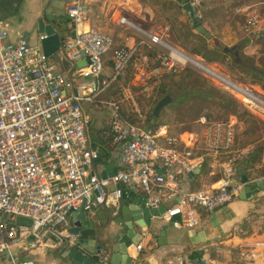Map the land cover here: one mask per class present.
Masks as SVG:
<instances>
[{"label": "built area", "instance_id": "obj_1", "mask_svg": "<svg viewBox=\"0 0 264 264\" xmlns=\"http://www.w3.org/2000/svg\"><path fill=\"white\" fill-rule=\"evenodd\" d=\"M185 1L200 14L205 0ZM235 13L251 31L264 30L252 5H240ZM66 16L75 32L63 39L54 60L24 39L11 42L0 29V256L9 258L3 264H35L19 254L23 251L76 246L72 215L84 206L95 217L110 202L116 209L124 190L143 193L146 205L158 209L174 197L167 191L186 185L177 202L163 206L161 217L172 228L193 230L238 198L249 183L237 159L224 158L216 148L207 168L220 177L207 189L193 190L190 177L199 174L204 159L183 149L167 127L146 126L144 101L152 97L163 69L142 48L150 43L170 50L168 56L159 55L169 70L175 67L172 61L185 63L180 50L174 53L159 36L139 28L141 39L131 45L118 44L113 35L94 28L79 31L87 20L79 0L66 7ZM80 61L85 64L78 66ZM119 78L126 84L113 89ZM95 112L104 115L112 140L108 156L102 149V158L114 163L113 175L106 178L104 167L97 168L101 158L92 150ZM241 154L247 157L249 151ZM97 250L99 263L111 264L109 247L100 244Z\"/></svg>", "mask_w": 264, "mask_h": 264}, {"label": "rangeland", "instance_id": "obj_2", "mask_svg": "<svg viewBox=\"0 0 264 264\" xmlns=\"http://www.w3.org/2000/svg\"><path fill=\"white\" fill-rule=\"evenodd\" d=\"M183 2L115 0V7L106 14L102 8L103 2L98 0L91 7L87 21L90 19L95 30L113 35L118 44L131 45L139 41L140 35L135 30L139 28L159 36L170 47L201 64L203 68L187 60L183 64L172 61L175 67L169 70L160 64L159 55L168 56L170 50L160 49L158 45L150 43L144 45L142 53L152 58L156 50L152 61L155 67L163 69L152 97L148 101L144 99L148 118L164 97H172L173 101L155 120L156 129L167 127L172 136L180 139L183 149L190 150L196 158L204 159L203 165L208 166L213 150L219 148L224 158L231 156L237 159L242 175H246V166L251 164L248 171L250 178H261L264 173V30L256 33L248 29L245 19L238 16L235 9L243 4L252 5L258 11L264 29V0H206L199 10L200 14L195 12L199 16L195 20L185 11ZM122 18L128 24H122ZM199 24L211 33L217 45L212 39L205 38L203 41L204 36L196 31ZM231 36L232 41L229 39ZM203 42L209 49L218 47L220 50L226 49L229 54L221 62L207 61L194 54L197 50L203 51ZM207 70H211V73ZM203 91L217 98L204 100L201 98L205 96ZM194 93L201 96L195 97ZM220 96L233 98L250 116L245 115L243 110L236 114L227 113L223 107L224 102L219 101ZM96 115L97 112L92 115L90 136L93 144L102 149L97 132L107 125L102 113ZM244 150L256 152L258 158L246 164V155L241 154ZM104 162L105 158H101L97 168L100 169ZM202 174L190 177L189 184L193 190L207 189L220 177L219 174L211 176L209 171ZM254 210L248 220L241 221L237 228L231 229L232 234H236L239 239L246 240V237L254 233L264 232L263 198L258 199ZM159 223L164 225L165 221L160 219ZM220 242L218 239L214 244ZM226 251L225 247L220 249L218 246L207 245L203 253L208 255V260L225 262ZM50 252L52 250H46V253ZM27 253L23 251L19 254L25 256ZM208 260L204 262L213 264ZM7 261L8 256H0V264Z\"/></svg>", "mask_w": 264, "mask_h": 264}, {"label": "crops", "instance_id": "obj_3", "mask_svg": "<svg viewBox=\"0 0 264 264\" xmlns=\"http://www.w3.org/2000/svg\"><path fill=\"white\" fill-rule=\"evenodd\" d=\"M73 1L77 0L68 1L66 7ZM79 1L85 6L86 17H88L92 11L91 7L98 0ZM114 1L101 0L103 2L102 8L103 10L105 9L106 14H109L115 7ZM178 1H184L182 6L185 8V0ZM47 2L48 0H0V29L7 31L11 42H18L24 39L32 45L36 44L35 46H39L44 54L45 47L47 54L45 55L54 60L62 47L63 39L69 35H73L75 27L67 16H65V18H62L63 24L56 25L57 35L52 38V42L43 43V40L48 37L46 34L38 32L37 22L41 18ZM185 11L189 12L186 8ZM218 27L220 28L219 25ZM88 28H93L90 24V19L88 21L86 20L84 25H81L78 30L84 31ZM42 37L46 38L42 39ZM229 39L232 41L233 37L231 36ZM109 163L113 162L105 158L102 166L106 168ZM261 176L258 179H252V177L250 178L248 176L247 180H244L246 182L249 181L246 184V188L257 184L258 192L252 199L241 200L240 194L228 206L204 218L201 224L193 230L175 229L171 227L166 230V235L163 237L161 235L162 227L168 224L163 217L153 218L150 228L136 226L137 236L135 240L136 242L138 241V244L128 248V257L132 259L130 264H183L184 262L179 260V258L188 259L189 261L198 258V260L200 259L198 262L206 264L204 261L208 260V255L203 253V251L207 245L218 246L220 249L223 247L227 248L225 262L209 259L208 261L210 263L264 264V232L254 233L246 237V240L239 239L236 234H232L231 232L232 228H237L241 221L248 220L252 212L256 211L254 209L256 208L258 199L263 198L264 200V173ZM185 190H187L186 185L180 184L176 192L167 191L174 197L165 199L162 206L165 207L177 202L181 193ZM143 199H145V195L140 193L132 195V198L127 203L135 205L137 201L141 202ZM114 210V202H110L107 207H102L98 210L95 219L97 222L99 221L98 228L100 235L97 239H93L90 245L96 242L109 247L107 240L111 232H108L109 224L107 223V217ZM160 219L165 221L164 225L158 224ZM138 222L142 223L143 221L139 220ZM140 234H142V237L138 239ZM218 239L221 241L220 244H214ZM139 246H141V249L138 248ZM48 249L52 250V252L46 253ZM111 254L110 251V262ZM25 256L30 259L32 257L35 264H74L69 257V248L65 246L38 248L28 252ZM123 261L121 264H124ZM98 264H100L99 261Z\"/></svg>", "mask_w": 264, "mask_h": 264}, {"label": "water", "instance_id": "obj_4", "mask_svg": "<svg viewBox=\"0 0 264 264\" xmlns=\"http://www.w3.org/2000/svg\"><path fill=\"white\" fill-rule=\"evenodd\" d=\"M71 0H48L44 12L41 18L38 20V32L41 34H46L48 38L43 40V43L52 42V38L56 37L57 30L56 25H62L63 20L66 16V4ZM185 8L190 12L193 19L195 20L197 15L194 13L192 7L186 4ZM60 18V20H58ZM196 31L203 35L207 39H212V35L207 31L203 25L199 24L196 27ZM214 44L217 45V40H211ZM45 54H46V48ZM47 55V54H46ZM84 61L77 63L79 66H83ZM173 101L172 97H164L155 107L153 111L152 124L155 123V120L160 116L161 111L168 106ZM92 150L95 151L99 158L104 157L105 153L97 145H92ZM114 171L113 163H109L104 171L102 172L103 178L107 176H112ZM258 192L257 184H253L250 187L245 188L244 192L241 194V200H250ZM129 194V195H127ZM132 195L128 193L127 190L123 191V195L120 201L117 203V208L108 215L107 223L108 232H111L108 237L109 250L111 251V264H121L123 260L124 264H130L132 259L128 257V248L132 245H137L136 242V226L141 228H150L152 226L153 218H160L165 211V208L162 206L158 209L149 208L146 205V199L137 201L135 205L128 204L132 198ZM84 206H82L77 213L72 215L73 218V227L70 232L73 235L78 236V241L76 246L69 248V257L71 258L74 264H98V259L96 254L98 253V246L100 244L94 242L93 239L99 237V221L95 217H91L84 211ZM142 220L143 222H138ZM172 224H167L162 227V236L165 237L166 230L171 228ZM112 229V230H111ZM140 239L142 234L138 236ZM91 241V242H89ZM125 256V258H123Z\"/></svg>", "mask_w": 264, "mask_h": 264}, {"label": "trees", "instance_id": "obj_5", "mask_svg": "<svg viewBox=\"0 0 264 264\" xmlns=\"http://www.w3.org/2000/svg\"><path fill=\"white\" fill-rule=\"evenodd\" d=\"M205 2H206V0L204 1V3ZM198 34H200V33H198ZM263 36H264V34H263ZM202 39L204 41L205 40V37H202ZM202 46H203V51L201 52V51L197 50V51L194 52V54H196L197 56H201L203 59H205L207 61H211V62H221L225 58V56H227L229 54L226 49L220 50V48H218V47L217 48H213V49H209L207 46H205V42H203ZM151 53H153V52H151ZM155 53H156V50H154V53L152 55V58H155V56H156ZM235 61L236 62H240V61H237V60H235ZM237 64L239 65V63H237ZM254 75H256V73ZM124 84H126V81L119 78L113 84V89L119 88L121 85H124ZM204 94H205V96L203 97V96L199 95V93H197V94L194 93L195 97L201 96V98L204 99V100H205V98H212V99L217 98L215 95H213L210 92H204ZM182 98H185V96H182ZM219 101L220 102H224L223 107H224V109H225V111L227 113L236 114V113H239L240 110H243L245 115L250 116L249 112H247L246 110H244L242 108V106H240L231 97L224 98V97H221L220 96L219 97ZM152 118H153V115H151V117L148 118V120L146 122V126L147 127H150L152 130H155L157 128V124H155V123L152 124L151 123ZM132 122H135V120L132 119ZM97 137H98V139L101 142L103 151L106 153V156H108L109 153L111 152V149H112V145H111L112 140H111V137L109 135V128H108V126L104 127L103 130L97 132ZM257 158H258V156H257L256 152L250 151L249 152V157L248 156L246 157V164L253 163ZM250 165L251 164H248V166H246V175H244V174L242 175L243 176V180H247V177L249 176V174H248L249 172L248 171L250 169ZM206 171H209V169L207 168V165L204 164L203 167L201 168V172L197 176H202L203 175L202 173H206ZM195 190H197V189H195ZM193 261H200V259L198 260V258H196Z\"/></svg>", "mask_w": 264, "mask_h": 264}, {"label": "bare ground", "instance_id": "obj_6", "mask_svg": "<svg viewBox=\"0 0 264 264\" xmlns=\"http://www.w3.org/2000/svg\"><path fill=\"white\" fill-rule=\"evenodd\" d=\"M171 48H172V47H171ZM171 50H172L174 53H176V50H177V49L172 48ZM183 58H184V60H187L188 62H190V63H192V64H195V65L198 66V67H202L201 64H199L198 62H194V61L190 60V58H188L186 55H184ZM202 68H203V67H202ZM210 71H211V70H207V72L211 73ZM228 85H229V84H228ZM246 102H247V103H251V102H249V100H246Z\"/></svg>", "mask_w": 264, "mask_h": 264}]
</instances>
